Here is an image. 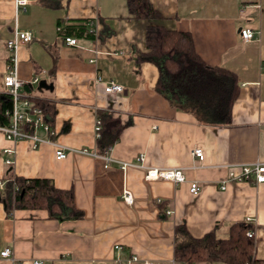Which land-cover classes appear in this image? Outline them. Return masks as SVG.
<instances>
[{"label":"crops","instance_id":"1","mask_svg":"<svg viewBox=\"0 0 264 264\" xmlns=\"http://www.w3.org/2000/svg\"><path fill=\"white\" fill-rule=\"evenodd\" d=\"M151 2L163 16L161 26L191 33L208 65L236 73L240 93L230 124H201L157 90L159 68L138 60L146 52L149 22L132 19L126 0H70L60 10L35 0L17 15L14 0H0V92L10 56L7 42L16 28L31 32L33 41L19 50L18 74L25 82L23 93L54 107L51 139L97 151L98 115L112 113L128 126L111 148V158L135 163L144 155L148 167L184 169L186 177L179 184L147 180L144 169L123 171L117 164L106 169L103 160L75 153L58 161L51 145L34 149L29 141H9L0 134V181L10 171L16 177L50 180L72 191L80 213L77 218L69 210L62 215L9 212L0 201V264H126L132 256L152 264H180L174 256L177 226L184 225L195 238L211 233L226 238L231 225L247 218L253 219L255 255L264 260V184L220 189L228 167L264 163V0ZM59 21H90L94 38L67 46L59 36ZM245 28L255 33L253 41L241 39ZM35 78L39 83L31 84ZM41 81L47 89L39 87ZM110 81L125 92L107 94L104 84ZM37 134L48 138L42 131ZM197 148L204 152L203 162L193 156ZM6 149L14 155L5 154ZM9 159L11 166L6 165ZM194 182L202 187L198 196L190 192ZM125 189L134 198L132 205L123 200ZM7 248L16 262L1 256Z\"/></svg>","mask_w":264,"mask_h":264},{"label":"trees","instance_id":"2","mask_svg":"<svg viewBox=\"0 0 264 264\" xmlns=\"http://www.w3.org/2000/svg\"><path fill=\"white\" fill-rule=\"evenodd\" d=\"M43 7L60 10L70 0H37ZM130 17L149 22L145 31L146 52L138 55L139 62H150L160 70L157 90L169 99L171 105L193 114L204 125H228L232 120V108L240 93L236 73L224 67L208 65L198 54L189 32L169 30L159 24L162 14L151 0H126ZM90 21L80 23L58 22L59 36L92 40ZM35 104L52 118L54 107L35 98ZM2 108H11L10 102ZM52 120V119H51ZM100 138L97 151H110L120 140L128 126L112 113L101 112ZM51 123V121H50ZM5 191L0 201L7 210H47L51 215H62L66 210L71 217H80L76 210L72 191L58 189L47 179H25L13 176L11 171L0 181ZM254 231L252 223L240 222L231 225L226 238L216 233L195 238L184 225L175 230L174 256L180 264H264L255 255V239L248 233Z\"/></svg>","mask_w":264,"mask_h":264},{"label":"built area","instance_id":"3","mask_svg":"<svg viewBox=\"0 0 264 264\" xmlns=\"http://www.w3.org/2000/svg\"><path fill=\"white\" fill-rule=\"evenodd\" d=\"M35 0H14L16 15L20 10L25 9L30 3ZM18 23L16 18V24ZM60 28H58V31ZM90 32H94L93 25L91 24ZM241 39L244 42H251L255 39V33L248 28L240 30ZM34 39L31 32H22L18 28L13 32L12 38L7 42V49L10 51V56L7 60V74L3 77V89L0 92V134L4 135L9 141H29L32 143L33 148L37 149L42 145H51L55 149V157L58 161L66 160L71 153L89 156L97 159H101L105 163V168L109 169L113 164L119 165L120 169L126 171L129 167H137L147 171V180H166L172 181L175 184L183 183L186 181L184 169H166V168H154L148 167L145 163L146 157L144 155L139 156L135 163H128L117 161L109 155L110 151L103 154L98 151H89L87 149H75L68 148L60 145L51 139L55 135V131L51 127V118L45 114L41 107L36 106L33 97L23 93L22 89L25 82L19 78V50L22 46L30 44ZM67 46L75 47L79 44V40L76 38L68 37L63 39ZM39 78L33 79L31 84H38ZM98 83L102 84L99 78ZM105 92L109 95H118L125 92V87L110 81L105 83ZM10 102L12 107L2 108L3 104ZM42 131L48 138H41L38 136V132ZM101 122L97 121L96 135L97 139L100 138ZM50 137V139H49ZM7 155H14V151L6 149L4 151ZM193 156L199 161H204L205 155L202 149L197 148L193 151ZM6 165H13V160H6ZM228 175L225 180L221 182L220 189L222 191L227 190L229 184L234 183H250L252 185L264 184V163L257 162L247 165H239L235 167H228ZM201 185L199 183H190V192L193 196H198L201 192ZM5 191V183L0 182V193ZM123 200L132 205L134 198L128 189L123 191ZM158 204L162 203L161 199L157 200ZM167 215H171V211L166 212ZM246 223H253L252 218H247ZM250 238H255V232L250 231L248 233ZM119 249V247H117ZM1 256L4 259H9L13 262L16 260L13 257V252L10 248L5 249ZM19 264V263H16ZM33 264H42L40 261H34ZM124 264V263H120ZM126 264H152L147 261H142L138 256H132Z\"/></svg>","mask_w":264,"mask_h":264},{"label":"water","instance_id":"4","mask_svg":"<svg viewBox=\"0 0 264 264\" xmlns=\"http://www.w3.org/2000/svg\"><path fill=\"white\" fill-rule=\"evenodd\" d=\"M40 88H45V89H47L48 88V85L46 84V82L45 81H41L40 82V86H39ZM50 88L52 89L53 88V86H50Z\"/></svg>","mask_w":264,"mask_h":264}]
</instances>
